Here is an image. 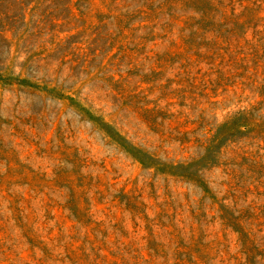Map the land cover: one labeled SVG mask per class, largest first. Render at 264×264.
<instances>
[{
  "label": "rangeland",
  "instance_id": "374dc122",
  "mask_svg": "<svg viewBox=\"0 0 264 264\" xmlns=\"http://www.w3.org/2000/svg\"><path fill=\"white\" fill-rule=\"evenodd\" d=\"M0 264H264V0H0Z\"/></svg>",
  "mask_w": 264,
  "mask_h": 264
}]
</instances>
